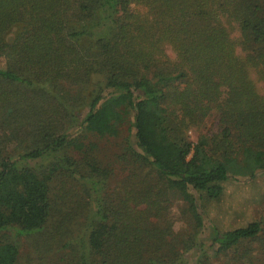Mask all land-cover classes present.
<instances>
[{"label": "trees", "instance_id": "16d2710c", "mask_svg": "<svg viewBox=\"0 0 264 264\" xmlns=\"http://www.w3.org/2000/svg\"><path fill=\"white\" fill-rule=\"evenodd\" d=\"M0 58V264H18L7 232L40 236L38 255L67 241L66 264H264L262 220L199 236L201 201L264 170V96L251 78L264 83V0H0ZM85 93V133L116 138L129 124L136 164L116 202L98 144L69 134L78 118L61 99ZM214 110L220 129L194 145L188 131ZM44 157L85 192L50 228V187L29 164ZM173 193L193 223L186 239L166 213Z\"/></svg>", "mask_w": 264, "mask_h": 264}, {"label": "rangeland", "instance_id": "374dc122", "mask_svg": "<svg viewBox=\"0 0 264 264\" xmlns=\"http://www.w3.org/2000/svg\"><path fill=\"white\" fill-rule=\"evenodd\" d=\"M133 9L137 14H142L143 16L155 14L154 8L144 5L134 6ZM96 29H99L97 32L102 33L103 27L99 26ZM22 32V26L14 27L5 35L6 42H12ZM81 42L86 44L88 37L83 38ZM5 67L6 59L0 58V69ZM251 78L256 81L259 93L264 96V83L258 80L254 72L251 73ZM97 79L98 75L94 76L92 84L96 83ZM49 89L53 90L50 87ZM67 91H69L68 88ZM86 94L80 96V99H78V94L67 95L61 99L69 106L70 110H74L78 118L70 128L69 134L72 137L87 136V141L98 144L97 149L93 151L94 154L92 153V157L99 163V169L108 171L109 181L104 193L106 195L109 194L113 201L116 202L118 197L127 188L124 185V181L130 179L132 169L136 164V156L130 150L127 151L126 137L129 136V124L120 130V135L116 138L100 139L95 135L85 133L83 127L80 125H82L88 113V106L83 102V97ZM59 95H63V93H59ZM5 119L9 120L8 117L3 116L1 121H6ZM220 127L221 123L217 110H214L204 122L198 126L193 125L190 128L188 131L189 140L196 145L203 136L216 134ZM131 141H134L133 134H131ZM6 153L13 156L12 158L14 159H17L18 155L22 154L21 149L15 147L14 144L10 145ZM68 156L75 163L80 164L85 162L84 155L72 149L68 150ZM239 159L243 161L245 157L241 156ZM29 164L41 178H44L48 182L50 187L52 214L48 225H46V228H50L49 225L51 226L60 217V211L70 210L72 202L84 199L85 192L79 188L77 189L74 181L68 177L69 174L56 169L51 157L30 161ZM84 171V168L81 169V172L78 171L80 176L87 175ZM140 173L145 175L146 172L140 170ZM224 187V194L218 201L203 200L200 203V213L204 220V227L200 229L201 233L199 235L201 241L206 240L210 236L212 226L217 227L221 231H226L245 226L253 220L264 221V170H257L253 177L245 176L238 179H230L229 182L225 183ZM166 213L174 225V231L179 233L181 239L182 237L186 239L189 235L193 234V223L189 221L190 216L186 213V204L179 195L174 193L171 195ZM3 238L5 242H16L19 245L18 264H66L64 257L68 256L71 250L68 247L67 241H62L55 243L48 252L38 255L37 244L42 243L37 242L40 236L16 237L14 232H7L4 233ZM252 247H255V244ZM42 250L47 251L46 249ZM243 250L244 245H241L239 251L242 253ZM240 252L238 253L240 254ZM190 257L189 254H185L184 261L186 259L189 261ZM191 260H193L192 257L190 258Z\"/></svg>", "mask_w": 264, "mask_h": 264}]
</instances>
